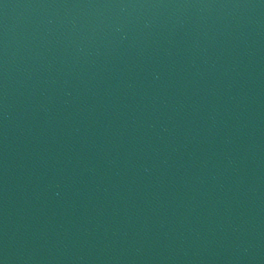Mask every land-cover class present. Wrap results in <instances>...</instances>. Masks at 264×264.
<instances>
[{
	"label": "water",
	"instance_id": "1",
	"mask_svg": "<svg viewBox=\"0 0 264 264\" xmlns=\"http://www.w3.org/2000/svg\"><path fill=\"white\" fill-rule=\"evenodd\" d=\"M0 264H264V0H0Z\"/></svg>",
	"mask_w": 264,
	"mask_h": 264
}]
</instances>
